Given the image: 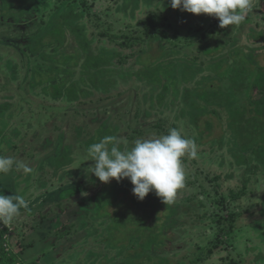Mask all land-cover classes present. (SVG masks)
I'll return each mask as SVG.
<instances>
[{
	"label": "rangeland",
	"instance_id": "obj_1",
	"mask_svg": "<svg viewBox=\"0 0 264 264\" xmlns=\"http://www.w3.org/2000/svg\"><path fill=\"white\" fill-rule=\"evenodd\" d=\"M64 1L67 0H32V4H28L26 7L25 15L19 19L4 20L0 14V155L23 161L33 169V172L36 171L35 173L24 174L22 170H16L13 167V170L8 174H0V192L4 195H21L29 202V209H21L19 216L13 220L9 227L11 235L8 236L7 244H5L6 250L12 251L19 259L17 264L20 262H23L22 264L30 262H34V264H105L107 260L112 259L113 261V255L119 256L118 258L123 256L119 255L114 248L107 250L106 243L101 244L95 238L94 230L102 232L106 228L105 226L109 222L108 214L115 219L114 214L119 211L118 209L127 210L130 216L124 225L126 226L125 231L130 233H135L137 221L145 220V212L140 211L135 217L132 216L135 207L138 206V199L134 197L135 195L131 191L129 193H132L131 196H128L130 198L129 205L128 207L125 206L124 209L119 206L125 202L116 199L118 195L116 193L106 198L107 204H109L106 206L104 204L98 205V203L92 205L86 203L88 200L82 199L81 192H87L89 198L96 196L99 190L104 188V182H98L94 173L86 172L87 167L94 163L92 160L80 164L81 158L87 155L80 145L74 146L75 143L71 142L69 160H73L67 161V164L60 169L55 170L54 162L51 161L55 153L61 152L62 147L68 141L70 142L72 136L75 137V134L80 133V130L77 129L74 133L73 127L83 120L81 114L75 112L77 108L83 106L78 103L74 104L72 99L67 101V91L69 90L65 88L71 82H77L78 86H85L88 90H93V94L99 92V94L103 93L102 95L106 96L105 93H110L111 98L109 97L108 100L100 103L99 107L115 106V110L112 108L111 115L113 111L117 113L120 108H123L121 116L115 113L113 117L109 118V125L116 124L128 132L130 131V127L127 126V123H130L129 111L133 108L130 102L135 99L134 95H138L136 92H142L138 86H135L137 85L136 81H133L132 77H126L125 74L116 75L118 82L109 84L107 92L95 89L92 84L93 78L101 84L105 83L106 79L115 77V75L103 74L96 70L91 72L84 70L82 66H84L85 52L81 48V41L78 40L81 33H73L70 30L71 28L74 29V25L66 26L62 45H59L58 42L46 43L41 45L38 51L33 50L36 38L40 36L51 18H56L57 24L61 22L60 17L62 15H59L68 9L64 6L73 5L77 7V11L82 12L83 15L80 17L82 23L80 24L84 25L83 31L92 40L93 48H103L102 45L108 43L104 48L115 47L114 49L119 50L118 52L129 49L126 56V59L130 58L129 60L132 58L131 52H137L146 46L148 33L145 30L144 20L147 17L156 18L162 22L160 30L163 32L157 33L159 27H150L148 32L155 31L156 35L160 37L165 34L164 38L160 43L153 42L151 44L148 52L143 53L144 59L141 62H146L148 53L151 56H156L155 53L159 50L158 44H160L162 48H166V53L170 52L175 58L174 62L180 60L178 66L182 69L185 67L186 59L191 60L193 57L202 64L209 63V68L212 69V73L209 74V83L215 81L221 85L216 88L210 87V91L216 92L212 96L215 95L222 104L232 102L234 99L232 90L235 89L231 87L230 83H227L232 94V100L228 98L227 92H225V96L222 90L224 86L222 81L215 80L219 77L214 78L215 74H220L219 66L216 67L218 64L214 66L218 61H215L216 59L210 61L211 56L213 54L221 56L229 51L232 53L235 52L233 50L235 48L244 55L248 48L264 45L263 40L255 39L259 31L264 28V0H254L253 11L248 14L242 24L225 26L224 28L219 26L218 18L212 15L194 14L172 8L170 0H75L68 3ZM0 11L3 12L2 14L14 15L13 17L17 14L8 10V6L3 2H0ZM225 37L228 38L226 44L222 43ZM216 45H220L219 49L211 55H207L206 52L214 51ZM234 55L232 54L230 57V62L236 58ZM67 56H71L72 61L63 62ZM244 57L247 58V56ZM131 62L136 68L137 64L134 63L136 61L133 59ZM257 62L263 65L264 54L257 59ZM67 69L71 71L67 72ZM36 71L55 78L62 84L63 95L59 99L52 96L51 89H43L44 86L39 85L38 82L33 84ZM176 75L182 76V74ZM199 77L197 74L196 78ZM203 84L205 86V83ZM181 85H179L180 92ZM192 85L199 84L193 82ZM245 85L246 82H240L237 99L240 100V105L244 104L246 107H250L252 105L249 104L251 92L249 87L247 88ZM170 90L174 93V87H171ZM119 92L124 93L121 96L115 94ZM140 95L136 99H139ZM168 96L172 98L170 94ZM115 103L116 105H114ZM4 104L6 105L4 106ZM143 107L147 108L150 105L146 104ZM162 107L160 108L162 113L156 116L165 117L169 120L166 121L170 125L175 124L178 126L177 128L181 127L179 122L171 121L173 114L170 113L169 106ZM260 107L264 109L262 104ZM229 112V108L220 107L217 108L216 115L205 114L199 121L200 130L203 131L201 134L190 127L185 129L188 138L196 141L198 158L189 159L187 156L182 158L186 181L185 187L179 190L175 202L178 205H185L190 200H198L202 202L203 206L198 208L199 205L197 204L188 208L186 205L184 214L178 213L174 217L177 221L176 225L181 224L183 226V229L180 228L179 231L183 237L182 242H185V247H181L180 252L175 254L182 256L178 262L174 260L176 264H264V164L259 161L261 167L257 173L251 176L249 172L246 175L244 173V168L253 161V156L255 157L253 154L254 145H250L249 151L238 147L232 149L233 146L236 147L240 143L233 142L231 141L232 138L226 136L223 140L221 139L224 150L212 151L209 152V155L205 151L206 157L200 153L204 148L200 145L202 143H207V146L219 145L218 138L220 135L218 132H214L215 137H212L213 133L211 136V132L221 131L224 133L225 125L231 124L229 123ZM258 113H260L259 110ZM97 114L99 120L106 117L103 111ZM93 117L95 115H92L90 119ZM154 118L156 119L155 116L143 119V121H149L147 128L152 129H146V136L159 134L157 133L159 131L153 130L151 126ZM256 118L259 122L264 123L263 114L256 116ZM204 120H209L213 127L209 128ZM55 126H61L65 133L64 143L61 147L59 146L58 134L62 130L57 132L52 139L45 137L47 132L53 133ZM89 126L93 127V125ZM14 129L16 131H13ZM4 132L9 133L6 136H10L8 138L12 140L14 148L9 147L4 142L2 137ZM113 133L114 131L102 132L106 135ZM95 134L97 135L98 132L96 131ZM89 138V140H94L96 137ZM227 138L232 145L234 144L231 148V143L228 142ZM37 139L41 140L36 141ZM262 139L264 138L259 140ZM88 141H83L84 147H88ZM244 141H248V139L246 138ZM251 141L252 139L249 142ZM214 150H218V148ZM200 156H204V160H201ZM221 159L224 161L219 163ZM243 160H247V162L241 163L240 161ZM230 172L233 176L227 175ZM125 180L126 178L118 184L123 185ZM81 182L91 185L89 190H81L79 187ZM61 191L72 192L71 194L65 193V195H72L67 199L64 198L65 203H71L68 206L71 207L73 206L72 203L78 204V200H82V203L90 204L89 209H93H90L89 214L78 213L77 225L73 229L57 227L56 230H48L45 227L43 215L53 214L54 211L59 210V200L63 201L60 195ZM122 193L119 192L120 198L124 195ZM154 208H157V205ZM195 208H198L196 210L198 214L194 212ZM226 208L240 212V216L234 219L232 231L222 234V240L218 242L220 246L216 248L214 246L212 253L209 254V247L213 245L212 242L220 238L219 229L227 230L229 227L228 223H224L218 229L214 219L217 215L226 216ZM154 214L158 216H154L158 219L154 228L158 230L156 232H159L162 229V224H164L162 220L165 222L168 215L171 214L166 211L165 205L158 206ZM81 218H88L86 228H80ZM118 219H121L123 223L125 221L124 218ZM260 224L262 229L257 231L256 228ZM122 225L118 226L115 222L111 223L116 232H121L124 229ZM151 225L149 222L148 224L144 221L141 222L145 232L146 227ZM76 228H79L78 232ZM150 228L148 229L151 230ZM181 244L179 242V245ZM161 245L163 242L160 243ZM89 250L95 252L91 255ZM186 257L192 259L189 261ZM157 261L159 264L173 262L167 254H162Z\"/></svg>",
	"mask_w": 264,
	"mask_h": 264
},
{
	"label": "trees",
	"instance_id": "obj_2",
	"mask_svg": "<svg viewBox=\"0 0 264 264\" xmlns=\"http://www.w3.org/2000/svg\"><path fill=\"white\" fill-rule=\"evenodd\" d=\"M75 1V0H67L64 1L65 3ZM0 2L5 3L8 6V10L13 11L14 15H8V14H2L3 12L0 11V14L4 20L12 18V19H19L22 16L25 15L26 7L27 5L32 4V0H0ZM68 8L67 11H63L62 14L59 16L61 19V22L58 24L56 23V18H51V21L48 22V25L45 29L42 30L40 36L36 38L35 45L33 46V50L38 51L40 46L46 43H53L58 42L59 45H62L64 42V36H65V28L66 26H72L74 25V29L71 28L70 30L73 33H81V37L78 39L81 41V48L85 52L84 56V62L82 66L85 71L91 72L96 70L97 72L106 73V74H114L115 77H111L110 79H106L105 83H98L95 78H93L92 84L94 85L95 89H99L100 91L107 92L108 85L111 83L118 82V76L121 74H125L126 77L135 80L137 85L132 83L135 86H138L139 89H141V93L136 92L138 95H134L135 99L131 100V107H133L129 111V122L127 123V126L130 127V131L128 132L125 130V128H122L116 124L112 123V126H110L109 118L113 117L115 115L116 111L112 112V115L110 114L112 111V108L115 110V106H108L101 108L99 107L100 103H103L106 99L108 100L109 97L111 98L112 95H109L110 93H105L106 96H103V93H94L93 90H88L85 86H78L77 82H71L70 85L65 88L69 91L67 94V101L72 99L74 104H80L83 106L82 108H77L75 112H79L81 116L83 117L82 122L78 123L75 127H73V131L75 133V129L80 130V133L78 135L72 136L70 142L63 146L64 143V135L65 133L62 130L61 126H55L53 128V133L47 132L45 134V137L47 139H52L57 132L59 138V146H63L61 149V152L55 153V155L52 157L51 161L54 162L55 170L60 169L64 165L67 164V161H72L73 159L69 160V152L71 147V142H73L74 146H81L84 153L87 154V148L95 142H98L103 136L106 134H102L103 131L110 132L114 131L112 135L118 137V139L121 141L120 147L124 148L125 145H127L129 148L133 145L134 141L137 139H145L150 138L153 136H146V129L152 130L150 128H147L149 121H143L144 118H151L156 117V119L151 122V126L154 129H157L159 134H157V137L164 134H167L168 130L170 128H177L178 126L170 125L165 117L162 116H156L159 113H162L160 111V108L167 107L171 110L170 113L173 114V118L171 119L172 122H179L180 126L179 129H181L182 133L188 138L186 132V128L190 127L193 130L198 131L199 134H201L203 131L200 130L201 126L199 125V121L204 117L205 114L211 113L216 115L217 108L220 107H227L230 109V115L228 116L230 118L229 123L230 125H225L224 133H221V131L218 132L219 138H218V146H214V144L208 145L207 143H202L200 145L204 146V148L201 150L203 155L205 151H207V154L209 155V152L212 151H220L224 150L223 144L221 139L223 140L226 136L232 138L231 141L240 143L236 147L232 145L230 140H228L229 143H231L230 148L232 149H246L249 151L251 149L250 145H254L253 148V161L248 163L249 165L244 168L245 175L249 172L250 176L254 173H257L258 169L261 167L259 165V161H262L264 164V139L259 140L260 138H264V123L259 122L256 118V116H264V109L261 108V104L264 107V63L263 65H260L259 62H257V59L261 57L262 54H264V45L258 46V47H250L248 48L247 52L243 55L238 49H233L235 52L230 53V51L227 54L218 56L213 54L211 56V60L216 59L215 61H218L215 63L214 66H219L218 71L220 74H215L218 82L221 80L223 86L224 94L227 92L228 98L232 100V94L230 92V89L227 85V83L231 84V87L235 90H232L234 93V99L231 103H221L216 96H212V94H215V91H210V87H219L218 83H215L213 81L212 83H209V74L212 73V69L209 68L208 64H202L201 62H197L194 57L191 60H187L184 62L185 67L182 69L179 67V61L174 62V57L170 54V52L166 53V48H162V45L158 44L159 50L155 53L156 56H151L150 53H148L146 62L142 63L141 60L144 59L143 53H147L148 49L150 48L151 44L153 42L160 43L163 40V36L160 37L159 35H156L155 31L148 32L150 27L157 28L159 27L157 33H162L163 31L160 30V26L162 25V22H159L156 18L153 17H147L144 20V26L145 30L148 33L147 39H146V46L144 49H140L137 52H131V57L137 62H134L136 65V68L133 67V63L130 58L126 59L128 51L123 50L122 52H118L119 50H116L114 48H104L106 44L102 45L103 48H93V42L89 38L86 32L83 31L85 28L84 25L80 24L82 23V20L80 17H82V12L77 11V7L73 5L64 6V8ZM74 7V8H71ZM76 11H75V10ZM262 10V9H260ZM17 11V12H16ZM263 11V10H262ZM53 16V15H52ZM155 17V16H154ZM51 26V28H48ZM67 30V29H66ZM67 32V31H66ZM159 36V40H158ZM257 39L264 41V28L259 31V34L257 35ZM228 38L225 37L222 40V43H227ZM58 45V46H59ZM57 46V47H58ZM131 47V45H130ZM220 45H216V48L214 51H207V55H211L213 52H216L219 49ZM231 50V51H233ZM162 51V52H161ZM234 55V60L230 62V57ZM244 56H247L244 57ZM179 58V56H178ZM125 59V60H123ZM72 61L71 56H67V58L63 61ZM258 64V65H257ZM130 67V68H129ZM214 67V68H216ZM213 68V69H214ZM211 69V70H210ZM59 70V69H57ZM223 70V71H222ZM67 72H70V69L66 70ZM217 71V70H216ZM223 73V74H221ZM176 74H182L181 77H178ZM199 75V78H196V75ZM118 75V76H116ZM36 78L35 82H38L39 85H43V89L46 90V88L51 89V94L56 99L60 96H62V84L58 82L57 79L52 78L50 76H47L46 74H43L42 72L36 71ZM132 81V82H133ZM197 82L199 85H192V83ZM240 82L245 83L246 87L250 89L251 95H250V102L249 104H252L250 107H246L244 104L240 105V100L237 99V92L238 87L240 86ZM205 83V86H203ZM182 84V85H181ZM114 85V84H113ZM179 85H181V92L179 90ZM218 85V86H216ZM174 87V93L171 92L170 88ZM124 92L115 93L116 95L119 94V96L123 95ZM141 94V95H140ZM170 94L172 98L168 96ZM139 97V99H136V97ZM226 96V94H225ZM69 99V100H68ZM237 101V102H236ZM149 104L150 107H143V105ZM253 107V105H255ZM6 104H4L5 106ZM116 105V103L114 104ZM175 106V108H173ZM135 107V108H134ZM137 107V108H136ZM234 107V108H232ZM123 108H120L119 111L116 113V115L121 116ZM258 110L260 113H258ZM103 111V114L106 116L104 118H101V120L98 119L99 112ZM95 115L92 119L91 116ZM97 116V117H96ZM117 118V116H115ZM92 122H91V121ZM167 120V121H166ZM207 126L213 127L212 123L209 120H204ZM94 123V124H93ZM126 123V122H125ZM182 124H184V127H182ZM93 125V127L89 126ZM98 127V128H97ZM164 130L165 132H163ZM13 131H16L14 129ZM46 131V127H45ZM98 132L96 135L95 132ZM126 132V133H123ZM123 133V134H122ZM162 133V134H161ZM8 132H4L2 137L4 142L9 145V147H15L12 143V140L6 136L8 135ZM96 135V136H95ZM222 135V138H221ZM96 137L94 140H89L93 137ZM88 137V139H87ZM8 138V140H6ZM248 139V141H244L245 139ZM250 139H252L251 142ZM41 139H37L36 141H40ZM43 140V139H42ZM89 140V141H88ZM83 141H88V147H84ZM244 142V143H243ZM82 143V144H81ZM12 148V149H13ZM215 148H218V150H214ZM205 156V155H204ZM204 156H200L201 160H204ZM241 159V158H240ZM224 159H221L219 163H222ZM93 162V161H92ZM241 163L245 164L247 160L240 161ZM241 165V164H239ZM243 166V165H241ZM39 170V167H38ZM36 172V171H35ZM33 172V173H35ZM228 176H232V172L227 174ZM245 178V176H244ZM249 181V180H248ZM247 181V182H248ZM99 182V179H98ZM122 182V181H120ZM115 179L111 180L109 183L103 184V189H100L99 192L96 194V196L83 198V200H88L86 203L90 204H96L102 205L107 204L106 198L112 196L113 193L118 194L116 199H119L121 201H124L125 203L122 206H119L124 209V207H128L129 205V197L131 196L130 191L132 192L133 185L130 182L129 179L126 178V180L123 182V185H119ZM81 190L87 191L91 187L88 183L82 184L79 186ZM72 193L70 191H61L60 195L63 199V201L59 200V210L54 211L53 214H46L43 215V221L45 223V227L48 230H56L57 227L59 228H75V225H77L78 220V213H86L89 214L91 211L88 208L90 204L82 203V200H78V204L72 203L73 206H68V204L71 203H65L64 198H69L72 195H68L65 193ZM119 192H123L124 195L120 198ZM122 193V194H123ZM129 196V197H128ZM126 197V198H125ZM136 197V196H134ZM125 198V200H124ZM137 199V197H136ZM138 206L135 207V211L133 212L132 216L135 217V215L138 212H145L144 213V219L137 221L136 223V230L135 233H130L128 231H125L126 226L124 225L127 221V218L130 216L127 213V210H120L117 211V208L114 214V218H111V216L108 214V224L105 226L104 230L102 232H97L98 230H94L95 232V238L98 239V242L103 244L106 243V248H114V250L119 254L123 255L122 257L118 258L119 256H112L113 261L107 260L105 264H159L157 260H159L160 256L162 254H167V256L172 259V263L167 264H176L174 263V260H177L178 262L182 256L175 255L180 252V248L183 246L185 247V242H182V236L180 233V228L183 229V226L181 224L176 225L177 221H175L174 217L178 213L182 214L186 205H188V208L199 205L203 206L201 201L198 200H190L185 205H178L176 202L165 205L160 197H158L155 194V191L150 192L143 200H137ZM192 202H194L192 204ZM157 205V208H154ZM166 206V211L170 212L171 215H168V219L163 222L162 220V229L159 232H156L154 228V225H157L158 219L154 218L156 216L154 213L157 211L158 206ZM148 206V209L146 207ZM180 206V207H178ZM118 207V208H119ZM198 208H195L194 212L198 214L196 210ZM227 215H217L215 219V223H217L218 229L221 228L224 223H228L229 227L226 229H219L220 233L218 234L220 238L214 240L212 242V246L209 247V254L212 253L213 247H219L221 241V236L223 233H227L232 231V227H234V219H236L238 216H240V212L232 211L230 209H227ZM108 213V211H106ZM184 214V213H183ZM81 216V215H79ZM78 217V218H77ZM158 217V216H156ZM118 218H124V223L121 219ZM88 218H81V227L80 228H86V222ZM144 221L146 224L148 222L152 224L150 227H146V232L144 230V226H141V222ZM148 221V222H147ZM222 221H224L222 223ZM115 222L118 226L121 224L124 229H122L121 232H116V230L111 226V223ZM214 222V221H213ZM261 224L257 226L256 230H260ZM58 228V229H59ZM150 228L151 230H149ZM77 232L79 231V228L77 229ZM173 230H178L180 235L174 236L176 233ZM11 235L9 227L4 226L2 223H0V264H17L19 262V259L16 258V255L12 251L6 250L5 244H7V238ZM182 237V238H181ZM217 237V236H216ZM264 237V234H263ZM181 238V239H180ZM163 242V245L160 246V243ZM179 242L182 243L179 245ZM107 243L109 244L107 246ZM218 243V244H216ZM90 251V250H89ZM95 251L91 250L89 254L91 255ZM90 255V256H91ZM175 256V257H174ZM189 261L192 259L190 257H186ZM23 262H20L22 264ZM28 264H34V262H30ZM178 264V263H177Z\"/></svg>",
	"mask_w": 264,
	"mask_h": 264
},
{
	"label": "clouds",
	"instance_id": "obj_3",
	"mask_svg": "<svg viewBox=\"0 0 264 264\" xmlns=\"http://www.w3.org/2000/svg\"><path fill=\"white\" fill-rule=\"evenodd\" d=\"M170 6L194 14H209L218 18L219 26H239L253 11L254 0H170ZM114 135H105L87 148L81 162L92 160L86 172L94 173L99 181L109 183L124 178L134 186L133 194L143 200L150 192L160 197L165 205L175 202L179 190L185 187L186 172L182 158H198V146L179 128H170L167 134L137 139L129 148L120 147ZM79 164V165H80ZM15 167L24 174L33 169L23 161L0 155V174H8ZM87 192H81L86 197ZM29 209V202L21 195H4L0 192V223L10 227L20 210Z\"/></svg>",
	"mask_w": 264,
	"mask_h": 264
},
{
	"label": "flooded vegetation",
	"instance_id": "obj_4",
	"mask_svg": "<svg viewBox=\"0 0 264 264\" xmlns=\"http://www.w3.org/2000/svg\"><path fill=\"white\" fill-rule=\"evenodd\" d=\"M82 15H83V14H82ZM173 231L176 233L174 236L177 237V236H178V235H177V231H178V230H177V231H176V230H173ZM178 234L180 235L179 231H178ZM178 237H179V236H178ZM181 238H182V237H181ZM181 238H180V239H181Z\"/></svg>",
	"mask_w": 264,
	"mask_h": 264
},
{
	"label": "crops",
	"instance_id": "obj_5",
	"mask_svg": "<svg viewBox=\"0 0 264 264\" xmlns=\"http://www.w3.org/2000/svg\"><path fill=\"white\" fill-rule=\"evenodd\" d=\"M204 123H205V122H204ZM214 132H216V131L211 132V136H212V133H213V136H212V137H215ZM232 176H233V175H232Z\"/></svg>",
	"mask_w": 264,
	"mask_h": 264
}]
</instances>
